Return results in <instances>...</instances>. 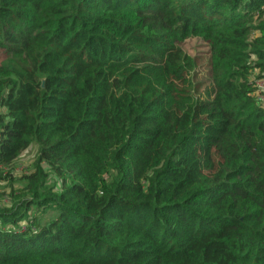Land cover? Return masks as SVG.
<instances>
[{"label":"trees","instance_id":"trees-1","mask_svg":"<svg viewBox=\"0 0 264 264\" xmlns=\"http://www.w3.org/2000/svg\"><path fill=\"white\" fill-rule=\"evenodd\" d=\"M263 17L264 0H0V264H264Z\"/></svg>","mask_w":264,"mask_h":264},{"label":"rangeland","instance_id":"rangeland-1","mask_svg":"<svg viewBox=\"0 0 264 264\" xmlns=\"http://www.w3.org/2000/svg\"><path fill=\"white\" fill-rule=\"evenodd\" d=\"M264 18V17H263ZM262 18V19H263ZM256 20L254 21V25L256 24ZM180 48L182 50V53L189 56L190 58H198V64L194 67V69L190 72V76L193 78L191 80L190 84V92L192 93V96L199 97L202 96V90L201 89H195L196 85L195 83L199 82H205L208 78V70H207V62H208V52L206 46L196 38H190L186 39L181 45ZM193 72V73H192ZM257 89L260 92H257L256 97H259L261 99L260 101L264 104V79L260 80L256 84ZM36 157V147L30 146L25 151H23L18 158L12 163L10 167H8L5 171H9L11 174V184L12 188L15 190L20 187V183L18 179L29 173L31 170L32 164ZM50 182V183H49ZM52 181H48V184H51ZM4 186H7L4 191V197L2 199L3 203H8L9 198L7 197V193L10 190V187H8V183L4 182ZM22 225V222L19 223V226Z\"/></svg>","mask_w":264,"mask_h":264},{"label":"built area","instance_id":"built-area-1","mask_svg":"<svg viewBox=\"0 0 264 264\" xmlns=\"http://www.w3.org/2000/svg\"><path fill=\"white\" fill-rule=\"evenodd\" d=\"M262 80H263V79H262ZM258 81H260V80H258ZM258 81H256V83L254 84V88H255L256 94H258L257 92H260V91L257 89V86H256V84H257Z\"/></svg>","mask_w":264,"mask_h":264}]
</instances>
